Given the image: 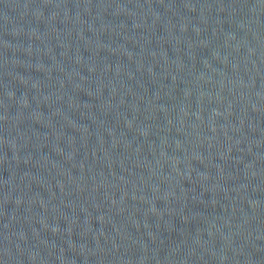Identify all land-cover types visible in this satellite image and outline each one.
<instances>
[{
  "label": "water",
  "instance_id": "1",
  "mask_svg": "<svg viewBox=\"0 0 264 264\" xmlns=\"http://www.w3.org/2000/svg\"><path fill=\"white\" fill-rule=\"evenodd\" d=\"M0 264H264V0H0Z\"/></svg>",
  "mask_w": 264,
  "mask_h": 264
}]
</instances>
